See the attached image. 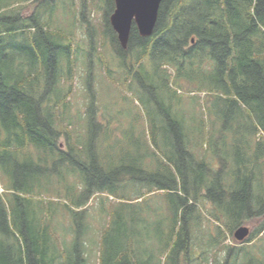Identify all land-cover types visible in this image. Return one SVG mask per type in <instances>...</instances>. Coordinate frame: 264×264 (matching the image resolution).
Wrapping results in <instances>:
<instances>
[{
	"label": "trees",
	"instance_id": "16d2710c",
	"mask_svg": "<svg viewBox=\"0 0 264 264\" xmlns=\"http://www.w3.org/2000/svg\"><path fill=\"white\" fill-rule=\"evenodd\" d=\"M55 1L0 0V180L7 191L0 194V264H134L131 227L135 221L145 222L142 212L135 210L156 191L163 194L155 197L152 209L164 208L172 214L162 219L168 223L166 242L159 241L167 259L181 251L188 256L190 240L196 238L202 240L207 262L206 253L253 218L261 222L247 242L263 237L264 140L254 137L259 131L264 134V0H163L152 35L141 38L133 25L125 49L108 21L113 0H104L103 35L127 70L124 81L136 84V94L151 90L159 95L161 89L164 99L156 106L161 107L168 127L152 121L148 138L163 160L150 169L146 163L150 157L145 156L129 169L118 166L119 170L100 161L99 174H78L79 191L69 187L67 174L57 181L66 184V191L73 188L72 195L63 199L66 203L32 192L33 173L40 169L47 173L57 159L80 152L87 137L90 146L97 145L96 136L107 126L94 118L91 61L85 75L89 103L84 135L73 133L69 122L63 124L62 111L70 95V87L63 93V83L70 78L76 52L68 35L51 27ZM30 2L32 14L21 17L18 5ZM88 36L91 48L90 30ZM202 52L209 56L210 73L214 70L213 75L203 76L210 82L205 105L214 116L197 135L186 128L189 120L184 114L175 113L171 88L179 81L180 68ZM86 57L92 58L91 50ZM163 65L174 70L172 81ZM248 136L254 145L247 142ZM62 138L65 148L59 145ZM224 143L228 150L232 147L234 158L223 150ZM196 148L202 153H196ZM18 164L26 171L19 186L15 183ZM134 186L142 188L127 197L124 190ZM104 192L117 202L109 210L97 209L106 220L103 225L97 222L101 231L96 242L85 207L94 194ZM246 247L229 248L222 264H264V247L257 253ZM94 254L98 257L92 262Z\"/></svg>",
	"mask_w": 264,
	"mask_h": 264
},
{
	"label": "rangeland",
	"instance_id": "374dc122",
	"mask_svg": "<svg viewBox=\"0 0 264 264\" xmlns=\"http://www.w3.org/2000/svg\"><path fill=\"white\" fill-rule=\"evenodd\" d=\"M54 3L56 8L54 7L49 15L51 27L67 34V38L71 42L74 52H76V59L73 61L70 78L63 83V93L70 87V95L65 102L66 109L62 111L63 124L69 122L72 132L75 131L82 136L84 135L83 129L87 123L86 116L89 103L85 75L89 65L88 62L91 61L92 89L95 93L94 107L96 108L94 118L107 126L106 131H101L96 136L97 145L93 144L94 146H90V143H87V137L83 147L80 148V152L72 151L68 157L57 159L48 166L47 173L41 169L39 172L33 173L35 179L33 183H36V186L33 187L32 192L62 198L59 202L66 203L65 200L67 196L72 195L71 190L73 188L66 191V184L58 183L57 181L61 180L63 176L66 178L68 174L69 187L74 185V188H79L81 184L80 181H77L78 174H83L85 177L99 174L100 161L111 163L113 167L115 166V170L118 169V166H124L129 169L132 163L142 162L146 156L150 157L148 161L146 160V163L149 164L150 169H153V165L160 163L163 157L162 154L153 148L148 138V131L151 130L152 121L154 120L166 129L168 125L160 109L161 107L156 106V103L159 104L164 99H162L161 89H159V95H154L151 90L144 91V94L137 90L138 94H136L133 90L136 89V84L130 85L129 82L124 81L127 70L120 65L111 48L109 38L103 35L105 30L104 0H56ZM83 4L85 5L83 10L85 21L81 17ZM42 7V10H45L44 8L47 9V6ZM18 8L21 17L27 18L32 14L34 5L30 2L18 5ZM88 30L93 33V47L91 48H89ZM31 31L33 32V30ZM90 50L93 59L86 57ZM206 58H209V56L206 52H202L196 59L188 61L190 65L187 66L186 64V67L180 68L181 76L179 81L177 85L174 84V87L171 88L174 93L172 103L175 105V113L179 117L184 114L185 118L189 120L186 128L189 129V132H191L190 129L196 130L197 135L202 132L203 128L207 129L212 120L211 117L214 116L209 104L205 105V101L209 98V94L205 92L209 90L210 82H208V78L204 79L203 76L208 77L214 74V70L212 71L213 73H210ZM194 63L198 64L197 68ZM144 64L147 65L146 63ZM62 67L65 68V62L62 63ZM107 69L111 71V74L107 73ZM162 69L166 71L172 81L174 70L166 65H163ZM133 70L134 67L131 71ZM164 105L167 106V103L164 102ZM155 110H158L159 114ZM224 112L226 114V110ZM257 136L263 137L264 140L262 131L257 133L254 140H258ZM247 142L254 145L250 136L247 137ZM73 143L76 145L75 141ZM230 143L231 136H229ZM60 144L62 148L66 147L64 138L59 141ZM226 146L227 144L224 143L223 150L234 158L235 154L232 152V147L229 146L228 150ZM195 150L196 153H202L201 148H196ZM249 155L251 156V154ZM232 167H235L234 163ZM16 170L17 181L15 183L19 186L22 185L26 171L22 168V164H18ZM101 172L102 174L105 173L103 170ZM125 173L127 174L128 170ZM119 175L116 174L117 177ZM122 179L128 180L129 178ZM49 183L54 184L49 186ZM141 188V186H134L133 189L128 187L124 190V194L127 197H131L133 193L138 192ZM5 189L6 184L0 180V194L3 196L7 193ZM154 194L151 196L153 198H147L146 203L135 210L140 215L142 212V218L145 222L135 221L131 227L133 240L129 246L133 251L131 255H133L134 264H192L193 258L196 264L198 260L199 264H222L229 248L237 249L238 247L247 246L246 248H253V253H257L264 247V233H262L263 237L257 236L251 242H247V240L237 242L232 234L218 247L206 253L208 260L205 262L201 246L202 240H196L195 238L190 240L188 256L181 251L178 256L173 255L167 259V253L162 251L164 246L159 241L162 238L164 243L166 242L168 223L165 220L162 221V219L164 216H170L171 218L172 214L164 208L152 209V204L156 202L155 197L162 196L163 192L156 191ZM46 196H40V198L47 200L48 197ZM56 200L54 199V201ZM116 202L117 200L104 192L94 194L86 205L85 208H87L89 215L88 222L90 221L92 230H94L93 238L96 242L99 241L101 231V227L98 228L97 222L100 221L103 225L106 220V217H102L97 209L101 206L109 210L112 204ZM90 204L93 205L90 206ZM260 222L261 219L253 218L243 226L248 227L250 232H252L254 228L259 226ZM197 234L202 235L200 231H197ZM184 246L185 242L184 244L182 243L181 247L183 248ZM92 257V262H94L97 260L98 254H94ZM255 259L257 261V258ZM259 261H261V258ZM246 264L249 263L246 262Z\"/></svg>",
	"mask_w": 264,
	"mask_h": 264
},
{
	"label": "water",
	"instance_id": "95a60500",
	"mask_svg": "<svg viewBox=\"0 0 264 264\" xmlns=\"http://www.w3.org/2000/svg\"><path fill=\"white\" fill-rule=\"evenodd\" d=\"M162 1L113 0L114 8L108 21L121 48H126L133 25L141 38L152 35ZM249 233L248 227L240 226L234 231L233 237L235 241L243 242L248 238Z\"/></svg>",
	"mask_w": 264,
	"mask_h": 264
}]
</instances>
